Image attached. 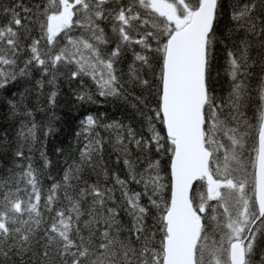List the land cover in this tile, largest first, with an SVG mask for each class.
I'll return each instance as SVG.
<instances>
[{
    "label": "snow or ice",
    "instance_id": "1",
    "mask_svg": "<svg viewBox=\"0 0 264 264\" xmlns=\"http://www.w3.org/2000/svg\"><path fill=\"white\" fill-rule=\"evenodd\" d=\"M225 18L233 26L221 39ZM233 33H243L238 46L228 44ZM253 38L264 50V0L0 3V106L19 125L14 155L27 161L0 177V264H264V59L253 86ZM221 44L230 81L222 96L212 76ZM61 77L81 87L88 77L96 95L134 101L147 135L127 126L125 136L120 121L103 125L115 132L127 178L101 182L109 173L95 160L100 122L88 113L78 160L43 186L24 147L37 141L36 111L56 107ZM75 99L96 103L87 89ZM253 101L250 121L244 110ZM53 132L46 124L45 137Z\"/></svg>",
    "mask_w": 264,
    "mask_h": 264
},
{
    "label": "trees",
    "instance_id": "2",
    "mask_svg": "<svg viewBox=\"0 0 264 264\" xmlns=\"http://www.w3.org/2000/svg\"><path fill=\"white\" fill-rule=\"evenodd\" d=\"M12 2H14V0H0V3L2 4H10ZM242 2H248V0H242ZM23 3L31 7L37 4H42V0H23ZM232 26V23L227 18L221 21L218 27L221 39L228 35V29ZM106 30H109V28L106 27ZM232 36L235 45L233 44V40L230 39L228 41L229 46H238L239 40L243 37V33H233ZM137 50H139L138 46ZM250 56L257 61L256 66L251 69L254 73L252 84L255 86L259 75L261 74L259 64L260 61L264 59V50L259 48L254 38L253 47L250 49ZM131 62L132 53L131 50H129L125 54L124 63L120 66L125 73H127L128 64ZM224 67L225 50L224 45L221 44L218 45L217 48V58L212 73L213 88L215 93L221 96L226 95L230 89V81L224 73ZM217 72H219L218 76ZM39 78L40 73L33 72L31 77L33 83ZM83 80L84 84L81 87L79 80L73 81L69 84L63 77H61L58 87L59 94L56 107L46 111L37 110L35 113L36 122L40 126L38 138L35 144L32 145L31 152H29L28 146L24 147V152L25 156L31 155L34 166L42 169L41 180L45 188L50 186L52 182L48 179V176L59 180L62 177L67 164L72 163L73 160H78L79 150L84 147L85 143H87V134L81 131L82 125L80 123L86 114L91 113L97 117L100 122L99 126L95 129V132L100 133L103 138V145L102 152L95 157V160L99 165L97 171L102 172L104 169H107L109 179L104 181L101 176V182L107 183L109 186L114 184L112 178L113 174H117L121 179H125L128 176V172L123 163L124 155L117 150L119 146L115 144V132L112 130L106 131L103 128V125L111 123L112 121H120L126 126L124 130L125 136L127 135V126H130L136 131L138 134L137 138H139L140 134L147 135L146 129L142 127L143 118L139 115L137 109L132 106L134 101L131 100V97H129L128 101L100 97L95 94L96 88L94 83L88 77H84ZM24 86L25 82L23 80L16 85L20 91L24 90ZM84 89H87L94 94L96 103H81L75 99V92ZM47 90L48 88L46 86L45 92H47ZM137 94H139V90H137ZM149 100L154 103L153 98L150 97ZM33 102L35 103L34 99ZM43 107L47 109L46 104H43ZM244 111L249 120L252 121L255 113V101L251 102ZM5 112H7V107L0 106V177L7 176L10 169L13 171L16 170L14 162L22 164L27 163L26 160H18L14 155L18 146L17 130L19 125L10 117L4 116L3 114ZM48 123L52 124L54 132L45 137L44 130ZM77 133H80V135H77ZM129 150L131 152L130 158L133 160H136V158L141 155L134 144L129 145ZM41 151L44 152L47 159L50 161L47 168H43ZM151 155L153 159L159 158L154 149ZM165 163L166 161H162V167ZM83 175L85 179L89 180V182H95L97 179L96 174L93 173L91 169H86ZM129 186L136 191L142 190L140 185L130 183ZM116 195L119 197V191H117ZM121 219L126 223L128 222V218L123 212H121Z\"/></svg>",
    "mask_w": 264,
    "mask_h": 264
},
{
    "label": "bare ground",
    "instance_id": "3",
    "mask_svg": "<svg viewBox=\"0 0 264 264\" xmlns=\"http://www.w3.org/2000/svg\"><path fill=\"white\" fill-rule=\"evenodd\" d=\"M41 162V161H40ZM45 174V173H44ZM50 174H52V173H50ZM46 181V180H45Z\"/></svg>",
    "mask_w": 264,
    "mask_h": 264
}]
</instances>
